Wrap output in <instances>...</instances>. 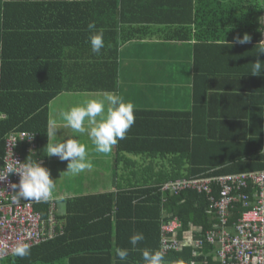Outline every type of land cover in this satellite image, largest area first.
<instances>
[{"label":"trees","instance_id":"trees-1","mask_svg":"<svg viewBox=\"0 0 264 264\" xmlns=\"http://www.w3.org/2000/svg\"><path fill=\"white\" fill-rule=\"evenodd\" d=\"M94 1L86 0L83 3L92 6L97 3ZM201 3L205 4H202L201 14L198 13L195 18V25L198 26L196 45L201 46H196L197 51L200 53L204 45L209 43L207 41L211 35L207 25L216 18L217 23L223 26L227 20L231 22L233 15L234 20L243 17L249 22L250 29L246 32L254 38L245 47L249 51L254 48L256 54L251 61H255L258 58V41L264 32V25L261 24L264 3L240 0L239 4L234 2L236 6L221 12L211 8L214 4L220 5L219 2L202 0ZM241 3H244V7ZM69 4L72 5L71 2ZM52 8L51 0H0V157L4 156L7 139L13 132L35 134L32 151L26 142L20 144V151L26 157H31L35 162L47 157L45 146L49 142L46 133L49 105L60 95L66 92L117 90L116 54L86 59L83 46L73 44L68 38L77 34L74 38L76 41L88 42V24L95 21L97 29H102L101 25L107 22L103 19H106L108 13L101 9L97 14L80 16V11H75L69 17H56L58 12L52 11ZM77 25L83 29L79 33L72 29ZM241 34L240 29L231 33L234 36ZM261 56L260 60L264 62V54ZM205 70V66L202 68L197 60L195 72L201 71L204 74ZM249 76L251 79H254L253 76L264 77L263 74ZM230 77L232 81L236 79V76ZM251 83L248 81L246 86H242L241 97L249 107H245L244 116L235 122L233 128L241 136H230L229 131H226L216 144L218 151H225L223 159L211 164H205L201 156L189 159L191 170L187 173L178 170L166 173L159 179L154 178L153 183L157 185H143L140 181L133 188L119 185L115 194L82 195L61 200L65 204L64 214L58 213L56 202L57 237L31 248L30 256H11L0 260V264H140L143 249L161 251L163 213H167L169 218H180L183 229L179 239L190 237L188 233L195 232L194 228H202L203 232L199 235L202 237L214 225L212 215L208 212L207 196L185 191L163 202L158 187L168 181L195 176L218 177L264 170V86L257 82L252 83L249 89ZM228 90L231 93L238 92L236 88ZM250 100L257 106L249 105ZM134 111L137 120L144 118L147 128L133 135L132 126L125 138L118 141L116 147L120 158L125 154L133 156V144L138 155L148 153V150L140 153L138 144L142 142L150 143L149 147H154L157 155L163 150L166 151L163 153H175L169 141L175 143L178 138L168 139L167 135L158 138L156 134L153 135L148 130V127L153 126L150 124V116L143 111ZM157 113L163 118L181 117L192 129L190 112ZM200 134L205 140L204 133ZM180 152L177 151V154L184 157ZM214 195L218 198L217 191ZM49 206V203L38 205L36 211L48 219ZM137 232L143 233L145 239L134 249L129 238ZM207 245L201 251L202 257L195 256L197 250L192 246L185 247L181 252L163 254L164 264H219L211 254L213 248ZM118 247L129 250L127 261H120L116 256L115 249Z\"/></svg>","mask_w":264,"mask_h":264},{"label":"crops","instance_id":"crops-1","mask_svg":"<svg viewBox=\"0 0 264 264\" xmlns=\"http://www.w3.org/2000/svg\"><path fill=\"white\" fill-rule=\"evenodd\" d=\"M85 1L71 0V5L69 0H51L52 11L58 12L56 17L62 15L69 17V14L75 11H80L81 16L97 14L104 9L108 13L106 19H103L107 21L106 25L104 23L101 25L105 47L99 54H94L89 42L74 39L77 34L68 38L73 44L83 46L86 59L116 54L117 90L114 93L123 97L125 102H131L137 112L143 111L150 116V124L153 126L148 127V130L153 135L156 134L158 138L167 135L168 139L176 137L178 139L175 143L169 141L175 153H163L166 152L163 150V154L160 155L154 153L155 148H150V143L147 142L138 145L140 153L145 150H148V153L138 155L133 144V156L125 154L121 157L129 162L118 163L120 153L117 144L108 154L97 153L87 133L73 132L65 126L62 115H58L61 109L66 111L72 107L64 104L65 101H73V106L81 105L84 97L102 98L104 92H70L68 96L66 93L60 95L49 105V119L56 121V133L51 138L52 142H63L68 133L70 138L78 139L86 146L87 153L92 156L87 154L90 161L97 160L103 164L104 169H113L109 175H106V171L98 172L96 177L100 180L99 187L87 184L90 191L81 195L115 194L119 185L133 188L140 181L143 185H157L153 183L154 178L159 179L166 173L178 170L185 173L191 170L189 159L201 156L205 164L223 159L225 151H218L216 144L226 131H229L230 136H241L237 131L234 132L233 128L236 126L235 122H239L244 116L245 107H249L241 97L242 86H246L248 81L253 84L260 82L259 84L264 86V77L253 76L254 79H251L249 76L254 62L251 58L256 54L254 48L249 51L250 49L245 47L246 44L237 42V37L242 38L250 29L248 20L243 17L241 20H234L232 15L231 22L229 19L221 26L214 18V21L207 25L211 35L207 41L209 43L204 45L205 48L199 53L197 48L201 46L196 45L198 26L195 25V18L198 13L201 14L202 4H205L201 3L202 0H95L97 3L92 6L83 3ZM214 1L220 5L214 4L211 8L221 12L228 11L233 5L236 6L234 2L239 4L240 0ZM249 1L264 3V0ZM241 4L244 7V3ZM261 24L264 25V15ZM72 29L78 33L83 30L78 25ZM203 29L205 30L206 26ZM236 29H240L242 34L231 35ZM250 36L254 38L253 35ZM261 41H264V32L258 43ZM260 58L261 54L257 59ZM197 60L200 61L202 68L205 66L204 74L201 71L195 72ZM230 76H236V79L232 81L228 78ZM228 88H236L238 92L231 93ZM248 104L252 105V100ZM64 105L66 108H61ZM160 111L190 112L192 129H189L183 118L166 115V118H163L164 116L157 113ZM134 115L136 118L135 111ZM146 128L147 124L143 117L135 119L133 135L146 131ZM229 128L231 130H226ZM201 132L204 133L205 140ZM85 134L86 137H82ZM18 150L27 161L28 157L20 151V146ZM177 151H181L184 157L181 158ZM29 159L35 162L31 157ZM38 162L50 171L51 177H54L58 170L55 171L56 164L60 168L65 161H61L57 156L47 155ZM92 165L94 169L97 168L94 163ZM118 170L123 171L120 179L116 175ZM92 172L94 171L91 170L90 173ZM115 177L118 178L117 181ZM79 190L78 188L75 194L80 192ZM166 216L168 214L163 213V218ZM141 261L140 264H143V259Z\"/></svg>","mask_w":264,"mask_h":264},{"label":"built area","instance_id":"built-area-1","mask_svg":"<svg viewBox=\"0 0 264 264\" xmlns=\"http://www.w3.org/2000/svg\"><path fill=\"white\" fill-rule=\"evenodd\" d=\"M33 133H11L4 156L0 157V175L7 174V166L21 167L26 162L18 148L26 142L34 148ZM18 174L0 180V260L11 257V248L26 242L34 248L57 237L56 201L21 200L13 203L16 195L11 185L19 182ZM162 201L185 191L203 193L209 201V214L214 225L199 237L202 228H194L185 239L178 236L183 229L179 217L166 216L162 221L161 251L164 255L181 252L192 246L196 257H202L205 244L213 248L219 264H264V170L233 173L225 176L189 177L169 181L158 187ZM217 191L218 198L214 193ZM49 203V218L44 219L36 206ZM207 245V246H208ZM195 264V263H188Z\"/></svg>","mask_w":264,"mask_h":264},{"label":"clouds","instance_id":"clouds-1","mask_svg":"<svg viewBox=\"0 0 264 264\" xmlns=\"http://www.w3.org/2000/svg\"><path fill=\"white\" fill-rule=\"evenodd\" d=\"M71 2V0H69ZM89 37L88 42L92 53L99 54L105 47L104 31L97 29L95 21L87 26ZM251 41V36L244 34L242 38L237 37V42L246 44ZM259 44L257 56L264 54V41ZM252 75L264 74V64L260 59L252 62ZM99 117V119H97ZM62 119L65 126L75 133H87L94 150L97 153L108 154L119 140H123L128 130L135 123L134 105L125 102L123 97L114 92L105 91L102 98L86 99L81 105L72 106L62 112ZM87 124V126H86ZM48 144L45 146L48 156H57L61 161H67V170L64 172L78 175L87 169L92 168V163L88 159L86 146L78 139L69 138L63 142H52L51 138L56 133V121L49 119L47 122ZM44 148V149H45ZM33 149H31L32 151ZM18 174L20 179L11 187L16 192L12 197L13 203L35 200L37 202H47L56 187L50 171L39 162L27 159L17 168L13 165L7 166V174L0 175V180L8 178L11 174ZM145 239L143 233H134L130 236L129 242L135 249L139 242ZM115 254L120 261H127L129 250L116 248ZM13 257L24 258L31 255V245L26 242H18L11 248ZM143 264H164L162 251L142 250Z\"/></svg>","mask_w":264,"mask_h":264},{"label":"rangeland","instance_id":"rangeland-1","mask_svg":"<svg viewBox=\"0 0 264 264\" xmlns=\"http://www.w3.org/2000/svg\"><path fill=\"white\" fill-rule=\"evenodd\" d=\"M66 94L68 96L70 94V92H66ZM96 96L97 95L95 94V97ZM86 99H91V97H84L83 101L86 100ZM64 104H69L68 106H73L72 105L73 101H65ZM63 107L66 108L65 105L62 106L61 108H63ZM64 111H65V109H61V111L58 113V115H62V112H64ZM86 126H87V124H86ZM66 132H67V130H66ZM66 132L64 131V133H66ZM82 137H86V134L82 135ZM65 138L69 139L70 135L68 133H66V137ZM90 157H92V156H90ZM90 157L88 159H90ZM123 160H124L123 158H120L118 160V163H121ZM91 161H92L91 163H94V165L97 168L94 169V167L92 166L91 169H87L86 172H82V173H80L78 175H72L70 173L64 172V171L67 170V163H68L67 161H65L63 163V165L61 164L62 166L60 168H58V164H56L55 171L57 169L58 170L56 171L55 176L52 177L56 187H55V189L53 191L52 198L54 200H56V202H57L58 213L59 214H64V212H65V204L61 203V200L75 197L74 195L80 196L81 194L87 193V191H90V188L87 186V184L89 186H91V187H99L100 180H99L98 177H96L98 172L102 173L103 171H106V175H109V174H111L113 172L112 168L104 169L103 168V164H100V162H98L97 160L92 159ZM91 170L94 171V172L90 173ZM121 172H120V170L116 171V175L118 176L119 179L121 178ZM93 176H95L96 179ZM78 188L80 189L79 190L80 192L75 194V191ZM60 223H61V226H62L63 223L62 222H60Z\"/></svg>","mask_w":264,"mask_h":264}]
</instances>
